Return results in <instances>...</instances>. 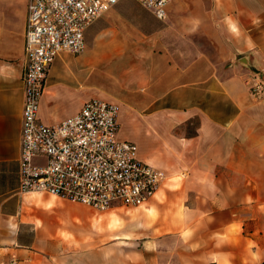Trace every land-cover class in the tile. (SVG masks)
Instances as JSON below:
<instances>
[{
  "label": "crops",
  "instance_id": "0c3cea01",
  "mask_svg": "<svg viewBox=\"0 0 264 264\" xmlns=\"http://www.w3.org/2000/svg\"><path fill=\"white\" fill-rule=\"evenodd\" d=\"M165 13L117 1L44 81L38 122L114 104L117 139L165 175L142 206L102 214L17 192L26 1L0 0V264L264 261V0H173ZM256 79L259 95L245 85Z\"/></svg>",
  "mask_w": 264,
  "mask_h": 264
},
{
  "label": "built area",
  "instance_id": "2783aa9c",
  "mask_svg": "<svg viewBox=\"0 0 264 264\" xmlns=\"http://www.w3.org/2000/svg\"><path fill=\"white\" fill-rule=\"evenodd\" d=\"M25 1L17 192L44 193L97 212L142 206L165 175L139 161L132 143L117 139L116 105L89 99L57 124L46 126L37 120L50 64L61 53H81L86 28L119 0ZM135 1L163 21L173 0ZM245 85L253 95L263 90L258 80Z\"/></svg>",
  "mask_w": 264,
  "mask_h": 264
},
{
  "label": "rangeland",
  "instance_id": "374dc122",
  "mask_svg": "<svg viewBox=\"0 0 264 264\" xmlns=\"http://www.w3.org/2000/svg\"><path fill=\"white\" fill-rule=\"evenodd\" d=\"M66 54L68 56H70V57H73V58L76 57V55H72V54H68V53H66ZM92 54H93V51H92ZM256 80L261 82V79H256ZM262 83L264 84V79H263ZM263 84H262V86H263ZM101 213L103 214L105 212H101ZM56 217L59 218L60 216H57V214L56 215H54V214H52V215L51 214L50 215L45 214V215L42 216V219H45L51 226H55L58 223ZM66 224H67L69 230L73 231V229H72L73 228L72 227L73 222L70 219H66ZM78 229H80V231L88 232L89 229H90V225H89L88 222H84L83 225L80 228H78Z\"/></svg>",
  "mask_w": 264,
  "mask_h": 264
},
{
  "label": "trees",
  "instance_id": "16d2710c",
  "mask_svg": "<svg viewBox=\"0 0 264 264\" xmlns=\"http://www.w3.org/2000/svg\"><path fill=\"white\" fill-rule=\"evenodd\" d=\"M260 264H264V261H263V262H261Z\"/></svg>",
  "mask_w": 264,
  "mask_h": 264
}]
</instances>
